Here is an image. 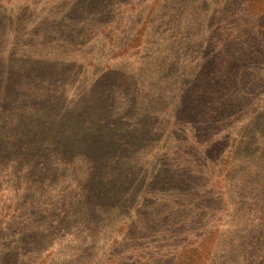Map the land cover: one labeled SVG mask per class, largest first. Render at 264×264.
<instances>
[{"label": "rangeland", "instance_id": "rangeland-1", "mask_svg": "<svg viewBox=\"0 0 264 264\" xmlns=\"http://www.w3.org/2000/svg\"><path fill=\"white\" fill-rule=\"evenodd\" d=\"M27 127L73 148L0 159V264H264V0H0Z\"/></svg>", "mask_w": 264, "mask_h": 264}, {"label": "trees", "instance_id": "trees-1", "mask_svg": "<svg viewBox=\"0 0 264 264\" xmlns=\"http://www.w3.org/2000/svg\"><path fill=\"white\" fill-rule=\"evenodd\" d=\"M53 128V127H51ZM0 137V159L14 158L13 161L18 164H23V169L26 168L25 162L30 164L34 159L39 157L51 158L52 156L60 157L63 154L72 151L73 145L62 142H54L61 137L60 133L49 128H19L3 129ZM68 130H63V134H68ZM70 142V141H69ZM40 147V149H39ZM38 153L39 157L35 154Z\"/></svg>", "mask_w": 264, "mask_h": 264}]
</instances>
